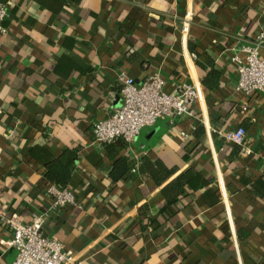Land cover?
<instances>
[{
	"label": "crops",
	"instance_id": "0c3cea01",
	"mask_svg": "<svg viewBox=\"0 0 264 264\" xmlns=\"http://www.w3.org/2000/svg\"><path fill=\"white\" fill-rule=\"evenodd\" d=\"M1 1L0 212L43 214V233L79 264H264V91H237L232 59L264 32V0ZM155 72L166 92L198 87L193 116L94 143L92 123L121 104L119 77ZM239 126L250 154L224 136ZM73 147L76 203L51 211L45 165ZM146 160L174 172L158 185L140 173ZM184 171L185 191L166 203L163 185ZM11 237L0 220V264L14 259Z\"/></svg>",
	"mask_w": 264,
	"mask_h": 264
},
{
	"label": "built area",
	"instance_id": "2783aa9c",
	"mask_svg": "<svg viewBox=\"0 0 264 264\" xmlns=\"http://www.w3.org/2000/svg\"><path fill=\"white\" fill-rule=\"evenodd\" d=\"M6 15L7 6L0 1V34L6 32ZM189 21L190 12L186 11L184 34L188 30ZM263 47L264 32L261 31L252 44L242 47L243 58L237 55L232 58L237 63L236 90L246 96L264 91V53L260 52ZM119 84L121 104L104 119L92 123L94 143H111L116 138H122L130 144L143 126L154 123L160 117L193 116V104L198 97L195 84L183 82L177 89L166 92L165 81L156 72L139 83L131 76L122 74ZM244 135V128L239 126L224 136L240 145L242 154H250L251 150L243 146ZM137 164H133L132 171L136 170ZM46 191L51 198V211L76 203L75 195L68 187L49 184ZM0 220L12 232L7 244L15 250V256L10 264H79L71 251L64 249L60 240L43 233V214H33L29 222H22L17 216L1 211Z\"/></svg>",
	"mask_w": 264,
	"mask_h": 264
},
{
	"label": "trees",
	"instance_id": "16d2710c",
	"mask_svg": "<svg viewBox=\"0 0 264 264\" xmlns=\"http://www.w3.org/2000/svg\"><path fill=\"white\" fill-rule=\"evenodd\" d=\"M213 76L214 74H210L207 78L203 79V84L211 86L210 83ZM120 143L124 144L125 142L120 140ZM239 149L240 147L238 145L235 146V150L238 151ZM78 152V147L66 148L59 156L46 163L45 178L50 184H55L59 187H67L71 180L72 166L78 158ZM128 167L126 159L122 157L117 159L110 172V178L114 181L121 179L128 170ZM139 170L144 177L152 179L158 185L167 180L174 172L172 168H168L161 161L150 162L147 160L142 162ZM190 180L191 175L188 171H184L165 183L161 191L166 203L175 201L185 191Z\"/></svg>",
	"mask_w": 264,
	"mask_h": 264
}]
</instances>
